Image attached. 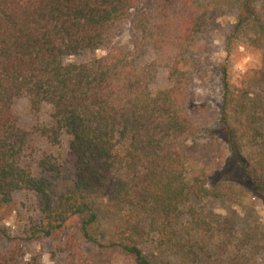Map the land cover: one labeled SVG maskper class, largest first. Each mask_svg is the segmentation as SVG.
<instances>
[{
  "label": "trees",
  "instance_id": "1",
  "mask_svg": "<svg viewBox=\"0 0 264 264\" xmlns=\"http://www.w3.org/2000/svg\"><path fill=\"white\" fill-rule=\"evenodd\" d=\"M230 10L264 51V0H0V207L21 199L28 213L20 236L0 226V264H46L28 243L51 244L54 264H112L115 252L121 264H223L209 202L236 196L242 180L264 199L263 98L233 94L225 63L220 103H195L202 34ZM130 27L129 48L118 38ZM161 73L168 86L156 89ZM258 81L264 90V54ZM205 134L224 138L236 163L214 184L217 172L191 171L189 144ZM245 142L263 144L257 167ZM102 198L123 212L105 242L95 237Z\"/></svg>",
  "mask_w": 264,
  "mask_h": 264
},
{
  "label": "rangeland",
  "instance_id": "2",
  "mask_svg": "<svg viewBox=\"0 0 264 264\" xmlns=\"http://www.w3.org/2000/svg\"><path fill=\"white\" fill-rule=\"evenodd\" d=\"M238 14L237 11L230 10L216 15L207 23L202 34V41L209 45V49L202 56L205 58L208 55L204 67L195 70L194 73V93L197 96L195 103L198 105L204 103L215 108L222 100L224 90L219 68L225 63L228 67V78L233 94H244L250 101L256 103H259L261 98L264 100V90L259 86L258 81L259 72L263 67L264 51L251 43L250 39H253L254 32L249 25L238 28ZM133 35L134 30L130 27L119 36L118 40L122 46L130 48ZM104 54L105 50L100 49L96 52L85 53L76 59L88 60L92 56ZM154 57V52L148 50L137 56L136 64L142 67ZM167 86L166 74L161 73L154 87L159 89ZM23 105L21 104V107ZM231 115L238 116L234 109L231 110ZM233 123H237L236 117ZM189 146L191 171L194 174H203V171L209 174L217 172L216 178L210 180L213 184L228 171H232L236 164L228 144L220 136L205 134L191 141ZM262 150L263 144L261 143L245 142L243 147L245 160L257 167V160ZM64 156V162L70 163L67 151H64ZM242 181L237 184L238 193L230 194L236 196L209 202L208 208L220 221L215 234V243L228 245L227 250L222 253L218 252V255L223 260V264L236 262L237 257L244 264H264V199L253 196L255 194L252 192H246L247 184ZM20 201L22 200L19 199L15 204L0 207V226L6 227L12 236L22 235L28 221V213L20 206ZM96 210L99 222L95 228V237L98 241L105 242L118 233L123 212L116 211L105 198L96 202ZM5 245L8 248L11 247L10 243ZM26 247L28 255L40 252L46 264H54L48 254V251L53 250L51 244L39 246L28 243ZM145 251L155 262L158 261L154 247L147 246ZM98 254L101 256V251ZM109 259L112 264L122 262V257L117 252L112 253Z\"/></svg>",
  "mask_w": 264,
  "mask_h": 264
}]
</instances>
